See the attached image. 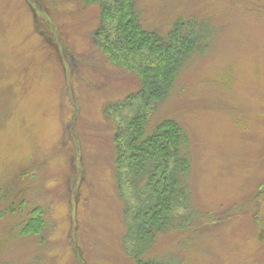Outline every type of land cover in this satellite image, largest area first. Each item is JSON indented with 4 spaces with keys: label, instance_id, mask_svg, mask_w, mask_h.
<instances>
[{
    "label": "rangeland",
    "instance_id": "374dc122",
    "mask_svg": "<svg viewBox=\"0 0 264 264\" xmlns=\"http://www.w3.org/2000/svg\"><path fill=\"white\" fill-rule=\"evenodd\" d=\"M137 7L150 31L185 18L203 37L149 128L173 119L189 136L188 228L160 235L146 257L264 264V0ZM99 12L80 0H0V264H135L106 113L130 114L140 85L99 54ZM37 209L44 229L24 235Z\"/></svg>",
    "mask_w": 264,
    "mask_h": 264
},
{
    "label": "trees",
    "instance_id": "16d2710c",
    "mask_svg": "<svg viewBox=\"0 0 264 264\" xmlns=\"http://www.w3.org/2000/svg\"><path fill=\"white\" fill-rule=\"evenodd\" d=\"M80 1L100 8L93 33L99 54L137 77L140 85L124 104L130 114L114 121L112 112L106 113L113 130L118 195L126 202L124 251L135 264H168L146 256L160 235L188 228L190 143L177 121L164 119L149 131L150 121L173 92L184 65L200 49L202 33L185 18L177 19L165 35L148 30L137 7L139 0ZM124 187L135 191L134 204ZM29 222L24 235L44 229L38 209Z\"/></svg>",
    "mask_w": 264,
    "mask_h": 264
}]
</instances>
